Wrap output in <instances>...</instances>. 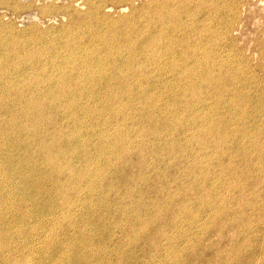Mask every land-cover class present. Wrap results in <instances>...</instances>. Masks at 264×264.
<instances>
[{
	"label": "rangeland",
	"instance_id": "obj_1",
	"mask_svg": "<svg viewBox=\"0 0 264 264\" xmlns=\"http://www.w3.org/2000/svg\"><path fill=\"white\" fill-rule=\"evenodd\" d=\"M0 3V264H264V0Z\"/></svg>",
	"mask_w": 264,
	"mask_h": 264
},
{
	"label": "bare ground",
	"instance_id": "obj_2",
	"mask_svg": "<svg viewBox=\"0 0 264 264\" xmlns=\"http://www.w3.org/2000/svg\"><path fill=\"white\" fill-rule=\"evenodd\" d=\"M2 1V0H1ZM219 1V0H218ZM4 2V1H3ZM6 2V1H5ZM11 2V1H10ZM14 2V1H13ZM227 2V1H226ZM2 3V2H1ZM0 3V4H1ZM172 3V2H171ZM179 3V2H178ZM219 3V2H218ZM3 4V3H2ZM51 5H52V3H50ZM181 4V3H180ZM199 4V3H198ZM210 4H212V3H210ZM5 5H6V3H5ZM35 5V4H34ZM209 5V4H208ZM21 6V5H20ZM199 7V6H198ZM219 7V6H218ZM223 7H225L224 5H223ZM219 11H220V9H219ZM172 12V11H171ZM207 12H209V11H207ZM218 12V11H217ZM169 13V12H168ZM17 14V13H16ZM177 14V13H176ZM171 15V14H170ZM178 15V14H177ZM4 16V15H3ZM105 16V15H104ZM174 16V15H173ZM44 17V16H43ZM169 17V16H168ZM175 17H177V16H175ZM188 17V16H187ZM3 18V17H2ZM23 18V17H22ZM167 18V17H166ZM181 18V17H180ZM186 18V17H185ZM1 19V18H0ZM50 19V18H49ZM190 20V19H189ZM18 21V20H17ZM176 21V20H175ZM180 21V20H179ZM2 22V21H1ZM168 22V21H167ZM183 23V22H182ZM181 23V24H182ZM13 24V23H12ZM6 25V24H5ZM172 25V24H171ZM185 25V24H184ZM197 25H198V23H197ZM35 26V25H34ZM186 27H187V25H186ZM189 27V26H188ZM177 28H178V26H177ZM9 29V28H8ZM186 29V28H185ZM163 30V29H162ZM179 30V29H178ZM33 31V30H32ZM53 31V30H52ZM51 31V32H52ZM182 31H183V29H182ZM189 31V30H188ZM188 31H186L187 33H188ZM47 32V31H46ZM182 33V32H181ZM30 34H31V32H30ZM33 34V33H32ZM36 34V33H35ZM43 34V33H42ZM41 34V35H42ZM182 34H185V32L184 33H182ZM189 34V33H188ZM48 35V34H47ZM59 35H60V33H59ZM70 35V34H69ZM30 36V35H29ZM31 37V36H30ZM33 37V36H32ZM31 37V38H32ZM42 37V36H41ZM47 37V36H46ZM45 37V38H46ZM43 38V37H42ZM51 38V37H50ZM163 38V37H162ZM58 39V38H57ZM204 39V38H203ZM44 40V39H43ZM46 40V39H45ZM56 40V39H55ZM30 41H31V39H30ZM39 41V40H38ZM42 41V40H41ZM151 41V40H150ZM155 41V40H154ZM154 41H152V42H154ZM157 41H161L160 39L159 40H157ZM176 41V40H175ZM34 42V41H33ZM32 42V43H33ZM43 42V41H42ZM173 42V41H172ZM181 42V41H180ZM16 43V42H15ZM169 43V42H168ZM168 43H166V44H168ZM170 43H171V41H170ZM175 43V42H174ZM31 44V43H30ZM46 44V43H45ZM156 44V43H155ZM182 44H183V42H182ZM0 45H1V43H0ZM27 45V44H26ZM36 45V44H35ZM43 45V44H42ZM152 45V44H151ZM165 45V44H164ZM55 46V45H54ZM158 46V45H157ZM162 46V45H161ZM168 46V45H167ZM172 46V45H171ZM210 46H211V44H210ZM33 47V46H32ZM178 47V46H177ZM50 48V47H49ZM56 48V47H55ZM182 48V47H181ZM197 48V47H196ZM196 48L194 49V50H196ZM185 49H188V48H185ZM207 49V48H206ZM33 50V49H32ZM61 50V49H60ZM161 50V49H160ZM177 50V49H176ZM190 50H191V48H190ZM34 51V50H33ZM58 51V50H57ZM157 51H158V49H157ZM169 51V50H168ZM172 51V50H171ZM208 51V50H207ZM206 51V52H207ZM152 52V51H151ZM182 52V51H181ZM210 52V51H209ZM208 52V53H209ZM242 52V51H241ZM36 53V52H35ZM155 53H156V50H155ZM162 53V52H161ZM167 53V52H166ZM170 53V52H169ZM185 53V52H184ZM190 53V52H189ZM192 53H193V51H192ZM34 54V53H33ZM59 54V53H58ZM154 54V53H153ZM180 54V53H179ZM205 54H207V53H205ZM216 54H218V53H216ZM216 54H214L215 55V57H216ZM221 54V53H220ZM168 55V54H167ZM204 55V54H203ZM222 55V54H221ZM169 56V55H168ZM174 56V55H173ZM185 56H186V54H185ZM193 56V55H192ZM252 56V55H251ZM34 57V56H33ZM181 57V56H180ZM197 57V56H196ZM236 57V56H235ZM245 57H246V55H245ZM1 58V57H0ZM61 58V57H60ZM169 58V57H168ZM173 58V57H172ZM185 58V57H184ZM207 58V57H206ZM210 58V57H209ZM243 58H244V56H243ZM242 58V59H243ZM71 59V58H70ZM175 59H177L176 57H175ZM179 59H182V58H179ZM204 59V58H203ZM225 59V58H224ZM224 59H222L223 61H224ZM227 59V58H226ZM252 59V58H251ZM250 59V60H251ZM184 60V59H183ZM182 60V61H183ZM197 60H198V58H197ZM205 60V59H204ZM217 60H218V58H217ZM222 60H220V61H222ZM248 60V59H247ZM18 61V60H17ZM23 61V60H22ZM50 61V60H49ZM154 61V60H153ZM177 61H179V60H177ZM201 61H202V59H201ZM212 61V60H211ZM215 61V60H214ZM185 62V61H184ZM190 62V61H189ZM200 62V61H199ZM204 62V61H203ZM219 62V61H218ZM231 62V61H230ZM248 62V61H247ZM19 63V62H18ZM22 63V62H21ZM59 63V62H58ZM177 63V62H176ZM175 63V64H176ZM193 63V62H192ZM215 63H216V61H215ZM12 64V63H11ZM110 64V63H109ZM171 64V63H170ZM173 64V63H172ZM198 64V63H197ZM205 63H203V65H204ZM181 65V64H180ZM186 65V64H185ZM223 65V64H222ZM232 65V64H231ZM230 65V66H231ZM249 65H250V63H249ZM160 66V65H159ZM181 66H183V65H181ZM194 66V65H193ZM205 66V65H204ZM208 66V65H207ZM110 67V66H109ZM137 67V66H136ZM152 67V66H151ZM191 67V66H190ZM200 67H201V65H200ZM210 67V66H209ZM208 67V68H209ZM219 67V66H218ZM251 67V66H250ZM46 68V67H45ZM163 68V67H162ZM188 68V67H187ZM196 68V67H195ZM198 68H199V65H198ZM223 68H226V67H224L223 66ZM171 69V68H170ZM176 69V68H175ZM190 69V68H189ZM192 69V68H191ZM209 69H212V68H209ZM209 69H208V71H209ZM251 69H252V67H251ZM66 70V69H65ZM74 70V69H73ZM94 70V69H93ZM196 70V69H195ZM233 70V69H232ZM235 70V69H234ZM110 71V70H109ZM182 71V70H181ZM186 71H187V69H186ZM185 71V72H186ZM231 71V70H230ZM239 71V70H238ZM237 71V72H238ZM54 72V71H53ZM174 72V71H173ZM182 72H184V71H182ZM181 72V73H182ZM199 72V71H198ZM207 72V71H206ZM205 72V73H206ZM254 72H256V71H254ZM84 73V72H83ZM124 73V72H123ZM141 73V72H140ZM179 73V72H178ZM193 73V72H192ZM203 73V72H202ZM214 73H215V71H214ZM219 72H217V74H218ZM240 73V72H239ZM62 74V73H61ZM142 74V73H141ZM160 74V73H159ZM198 74H200V73H198ZM233 74H234V72H233ZM236 74V73H235ZM258 74V73H257ZM77 75V74H76ZM145 75H147V74H145ZM163 75V74H162ZM179 75V74H178ZM181 75V74H180ZM179 75V76H180ZM188 75V74H187ZM193 75V74H192ZM206 75V74H205ZM209 75V74H208ZM206 76V79L204 78L203 80H211L212 81V76ZM213 75V74H212ZM252 75V74H251ZM91 76V75H90ZM98 76V75H97ZM184 76V75H183ZM194 76V75H193ZM196 76V75H195ZM201 76V75H200ZM243 76V75H242ZM52 77V76H51ZM76 77V76H75ZM74 77V78H75ZM147 77V76H146ZM162 77V76H161ZM160 77V78H161ZM190 77V76H189ZM188 77V79H189V81H190V78ZM202 77V76H201ZM229 77V76H228ZM249 77V76H248ZM47 78V77H46ZM140 78V77H139ZM163 78V77H162ZM193 78V77H192ZM195 78H197V77H195ZM245 78V77H244ZM253 77H251V79H252ZM258 78V77H257ZM259 78H261V76L259 77ZM135 79V78H134ZM144 79V78H143ZM165 79V78H164ZM232 79V78H231ZM234 79V78H233ZM240 78H238V80H239ZM16 80V79H15ZM42 80V79H41ZM179 80H180V78H179ZM186 80H187V78H186ZM215 80V79H214ZM213 80V81H214ZM222 80V79H221ZM258 80V79H257ZM10 81V80H9ZM37 81V80H36ZM94 81V80H93ZM138 81V80H137ZM212 81V82H213ZM218 81V80H217ZM225 81V80H224ZM223 81V82H224ZM233 82H236V80L234 81V80H232ZM262 81V80H261ZM75 82V81H74ZM192 83H193V80L191 81ZM195 82V81H194ZM200 82H202V81H200ZM205 83H206V81H204ZM203 82V83H204ZM220 82H222V81H220ZM252 82V81H251ZM256 82V81H255ZM136 83V82H135ZM217 83V82H216ZM227 83H228V81H227ZM254 83V82H253ZM225 84V83H224ZM234 84V83H233ZM243 84V83H242ZM242 84H240V85H242ZM247 84V83H246ZM80 85V84H79ZM137 85V84H136ZM142 85V84H141ZM176 85V84H175ZM193 85V84H192ZM207 85V84H206ZM209 86L211 85L210 83L208 84ZM239 85V84H238ZM130 86V85H129ZM149 86V85H148ZM199 86V85H198ZM217 86V85H216ZM220 86V85H219ZM243 86H245V85H243ZM75 87V86H74ZM214 87V86H213ZM223 87V86H222ZM227 87V86H226ZM68 88V87H67ZM179 88H180V86H179ZM200 88V87H199ZM207 88V87H206ZM212 88V87H211ZM229 88V87H228ZM244 88V87H243ZM83 89V88H82ZM208 89V88H207ZM231 89V88H230ZM240 89V88H239ZM28 90V89H27ZM62 90V89H61ZM185 90V89H184ZM199 90V89H198ZM206 90V89H205ZM213 90H214V88H213ZM218 90V89H217ZM246 90V89H245ZM51 91V90H50ZM165 91V90H164ZM209 91V90H208ZM216 91V90H215ZM225 91V90H224ZM231 91V90H230ZM243 91V90H242ZM241 91V92H242ZM139 92V91H138ZM180 92V91H179ZM186 92V91H185ZM192 92H193V90H192ZM200 92V91H199ZM206 92H207V90H206ZM219 92V91H218ZM226 92V91H225ZM240 92V93H241ZM64 93V92H63ZM83 93V92H82ZM162 93V92H161ZM191 93V92H190ZM189 93V94H190ZM215 93V92H214ZM222 93V92H221ZM239 93V94H240ZM243 93V92H242ZM246 93H248V92H246ZM3 94V93H2ZM143 94V93H142ZM192 94V93H191ZM190 94V95H191ZM200 94V93H199ZM225 94V93H224ZM244 94H245V91H244ZM243 94V95H244ZM249 94V93H248ZM145 95V94H144ZM147 95V94H146ZM187 95V94H186ZM208 95V94H207ZM223 95V94H222ZM221 95V96H222ZM242 95V96H243ZM247 95V94H246ZM257 95V94H256ZM61 96V95H60ZM106 96V95H105ZM153 96V95H152ZM156 96V95H155ZM154 96V97H155ZM158 96V95H157ZM211 96V95H210ZM220 96V95H219ZM252 96H254V95H252ZM140 97V96H139ZM177 97H179V96H176V98ZM188 97V96H187ZM231 97V96H230ZM257 97V96H256ZM75 98V97H74ZM160 98V97H159ZM158 98V99H159ZM213 98V97H212ZM212 98H210V99H212ZM222 98H223V96H222ZM225 98V97H224ZM250 98H251V95H250ZM192 99V98H191ZM200 99V98H199ZM216 99V98H215ZM229 99V98H228ZM252 99V98H251ZM1 100V99H0ZM30 100V99H29ZM154 100V99H153ZM165 100V99H164ZM163 100V101H164ZM220 100H222V99H220ZM253 100H254V98H253ZM262 100V99H261ZM156 101V100H155ZM177 101V100H176ZM208 101V100H207ZM218 101V100H217ZM222 101H224V100H222ZM238 101V100H237ZM251 101V100H250ZM257 101V100H256ZM259 101V100H258ZM185 102V101H184ZM194 102V101H193ZM219 102V101H218ZM218 102H216L215 104L216 105H218ZM225 102V101H224ZM244 102V101H243ZM62 103V102H61ZM153 103V102H152ZM155 103V102H154ZM158 103V102H157ZM159 103H160V101H159ZM163 103V102H162ZM166 103V102H165ZM203 103V102H202ZM201 103V104H202ZM223 103V102H222ZM255 103V102H254ZM259 103V102H258ZM156 104V103H155ZM185 104V103H184ZM206 104V103H205ZM223 104H225V103H223ZM230 104V103H229ZM232 104V103H231ZM236 104V103H235ZM247 104V103H246ZM249 104V103H248ZM250 104H252V103H250ZM257 104V103H256ZM261 104V103H260ZM33 105V104H32ZM169 105V104H168ZM177 105V104H176ZM180 105V104H179ZM187 105H188V103H187ZM186 105V106H187ZM194 105V104H193ZM197 105H198V102H197ZM211 105V104H210ZM214 105V104H213ZM216 105H215V108H217L216 107ZM147 106V105H146ZM152 106V105H151ZM163 106V105H162ZM166 106V105H165ZM185 106V105H184ZM203 106V105H202ZM201 106V107H202ZM220 106V105H219ZM221 106H223L222 104H221ZM247 106V105H246ZM249 106V105H248ZM264 106V105H263ZM153 107V106H152ZM172 107V106H171ZM175 107V106H174ZM188 107V106H187ZM240 107V106H239ZM238 107V109H240ZM254 107H256V106H254ZM30 108V107H29ZM36 108V107H35ZM160 108V107H159ZM170 108V107H169ZM182 108V107H181ZM180 108V109H181ZM191 108V107H190ZM196 108H197V106H196ZM213 108V107H212ZM232 108V107H231ZM230 108V109H231ZM243 108V107H242ZM248 108V107H247ZM253 108V107H252ZM27 109V108H26ZM37 109V108H36ZM154 109H156V107L154 108ZM173 109H175V108H173ZM177 109V108H176ZM183 109V108H182ZM187 109V108H186ZM193 109V108H192ZM210 109V108H209ZM220 109V108H219ZM228 109V108H227ZM245 109V108H244ZM244 109H243V111H244ZM20 110V109H19ZM30 110V109H29ZM44 110V109H43ZM83 110V109H82ZM130 110V109H129ZM198 110V109H197ZM208 110V109H207ZM217 112H218V110L217 109H215ZM262 110V109H261ZM118 111V110H117ZM159 111H161V109L159 110ZM158 111V112H159ZM175 111V110H174ZM177 111V110H176ZM185 111V110H184ZM186 111H188V110H186ZM206 111V110H205ZM226 111V110H225ZM234 111V110H233ZM232 111V112H233ZM260 111V110H259ZM23 112V111H22ZM37 112V111H36ZM44 112V111H43ZM74 112V111H73ZM142 112V111H141ZM140 112V113H141ZM146 112H148V111H146ZM178 112V111H177ZM181 112V111H180ZM189 112V111H188ZM187 112V113H188ZM197 112V111H196ZM202 112V111H201ZM216 112V113H217ZM155 113V112H154ZM186 113V112H185ZM213 113H215V112H213ZM243 113V112H242ZM254 113V112H253ZM256 113H257V111H256ZM26 114V113H25ZM73 114V113H72ZM145 114V113H144ZM189 114V113H188ZM198 114H199V111H198ZM204 114V113H203ZM202 114V115H203ZM234 114V113H233ZM245 114V113H244ZM249 114H251V113H249ZM248 114V115H249ZM2 115V114H1ZM147 115H151V113L150 114H147ZM157 115V114H156ZM159 115H160V113H159ZM172 115V114H171ZM180 115V114H179ZM184 115V114H183ZM192 115H194V113L192 114ZM208 115V114H207ZM210 115V114H209ZM235 115V114H234ZM5 116V115H4ZM163 116V115H162ZM199 116V115H198ZM197 116V118H199ZM253 116V115H252ZM255 116V115H254ZM152 117H153V115H152ZM167 117V116H166ZM172 117H173V115H172ZM178 117V116H177ZM182 117V116H181ZM180 117V118H181ZM185 117V116H184ZM204 117V116H203ZM212 117V116H211ZM214 117H216V116H214ZM221 117V116H220ZM248 117V116H247ZM246 117V118H247ZM251 117V116H250ZM249 117V118H250ZM85 118V117H84ZM140 118H141V116H140ZM147 118H148V116H147ZM192 118V117H191ZM201 118V117H200ZM205 118V117H204ZM213 118V117H212ZM223 118V117H222ZM243 118V117H242ZM246 118H245V121H246ZM125 119V118H124ZM150 119V118H149ZM159 119V118H158ZM164 119H168V118H164ZM163 119V120H164ZM214 119V118H213ZM221 119V118H220ZM17 120V119H16ZM69 120V119H68ZM152 120H154V119H152ZM156 120V119H155ZM161 120V119H160ZM174 120V119H173ZM195 120H197V119H195ZM207 120V119H206ZM210 120V119H209ZM243 120V119H242ZM251 120V119H250ZM39 121V120H38ZM43 121V120H42ZM124 121H126V120H124ZM145 121V120H144ZM183 121V120H182ZM191 121V120H190ZM201 121V120H200ZM218 121H219V119H218ZM222 121V120H221ZM231 121H233V120H231ZM230 121V122H231ZM120 122V121H119ZM150 122V121H149ZM162 122V121H161ZM186 122V121H185ZM195 122V121H194ZM203 122L205 123V121H204V119H203ZM223 122V121H222ZM234 122V121H233ZM254 122V121H253ZM27 123V122H26ZM122 123V122H121ZM146 123V122H145ZM151 123V122H150ZM158 123V122H157ZM156 123V124H157ZM164 123V122H163ZM167 123V122H166ZM181 123V122H180ZM187 124H188V121L186 122ZM199 123H201V122H199ZM207 124L209 123V122H206ZM211 123H212V120H211ZM215 123V122H214ZM213 123V124H214ZM236 123V122H235ZM148 124V123H147ZM176 124H178V123H176ZM216 124V123H215ZM217 124H218V122H217ZM216 124V125H217ZM221 124V123H220ZM224 124V123H223ZM42 125V124H41ZM144 126H145V124H143ZM154 125V124H153ZM158 125V124H157ZM160 125V124H159ZM163 125V124H162ZM161 125V126H162ZM181 125V124H180ZM232 125V124H231ZM253 125V124H252ZM26 126V125H25ZM117 126V125H116ZM115 126V127H116ZM148 126V125H147ZM146 126V127H147ZM156 126V125H155ZM176 126V125H175ZM201 126H203V125H201ZM209 126V125H208ZM207 126V127H208ZM219 126V125H218ZM223 126V125H222ZM233 126H234V124H233ZM237 126V125H236ZM235 126V127H236ZM23 127V126H22ZM53 127V126H52ZM123 127V126H122ZM226 127H228L227 125H226ZM225 127V128H226ZM230 127H232V126H230ZM259 127V126H258ZM154 128V127H153ZM152 128V129H153ZM170 127H168V129H169ZM174 128V127H173ZM179 128V127H178ZM202 128H204L205 129V126H203ZM220 128V127H219ZM224 128V127H223ZM224 128V129H225ZM238 128H239V126H238ZM237 128V129H238ZM243 128V127H242ZM241 128V129H242ZM262 128V127H261ZM25 129V128H24ZM78 129V128H77ZM88 129V128H87ZM163 129V128H162ZM166 129V128H165ZM183 129V128H182ZM186 129V128H185ZM208 129V128H207ZM228 129H232V128H228ZM255 129V128H254ZM5 130V129H4ZM23 130V129H22ZM21 130V131H22ZM26 130V129H25ZM131 130V129H130ZM212 130V129H211ZM227 130V129H226ZM226 130H225V132L224 133H226ZM240 130V129H239ZM238 130V131H239ZM260 130V129H259ZM2 131V130H1ZM21 131H19V132H21ZM35 131V130H34ZM152 131V130H151ZM171 131V130H170ZM172 131H175V129L174 130H172ZM180 131H182L183 132V130H180ZM188 131H189V129H188ZM217 131V130H216ZM228 131V130H227ZM235 131V130H234ZM249 131H251V130H249ZM255 131V130H254ZM257 131V130H256ZM262 131V130H261ZM260 131V132H261ZM16 132V131H15ZM33 132V131H32ZM54 132V131H53ZM159 132H162V131H159ZM187 132V131H186ZM190 132V131H189ZM206 132V131H205ZM236 132H237V130H236ZM235 132V133H236ZM241 132V131H240ZM246 132H247V130H246ZM3 133V132H2ZM5 133V132H4ZM3 133V134H4ZM36 133V132H35ZM154 133V132H153ZM169 133V132H168ZM176 133V132H175ZM181 133V132H180ZM179 133V134H180ZM188 133V132H187ZM192 133V132H191ZM207 133V132H206ZM210 133H212V132H210ZM214 134H215V132H213ZM217 133V132H216ZM250 134H251V132H249ZM7 134V133H6ZM60 134V133H59ZM105 134V133H104ZM140 134V133H139ZM161 134V133H160ZM193 134V133H192ZM213 134V135H214ZM244 134H246V133H244ZM255 134V133H254ZM5 135V134H4ZM52 135V134H51ZM53 135H54V133H53ZM62 135V134H61ZM68 135V134H67ZM73 135V134H72ZM157 135H158V133H157ZM177 136H178V134H176ZM185 135V134H184ZM205 135V134H204ZM235 135V134H234ZM247 135V134H246ZM261 135V134H260ZM8 136V135H7ZM118 136V135H117ZM136 136V135H135ZM152 136H154V135H152ZM173 136V135H172ZM209 136V135H208ZM207 136V137H208ZM218 136H219V134H218ZM221 136V135H220ZM226 136V135H225ZM227 136H228V134H227ZM226 136V137H227ZM236 136V135H235ZM9 137H10V135H9ZM70 137V136H69ZM74 137V136H73ZM77 137V136H76ZM76 137H74V138H76ZM79 137V136H78ZM158 137V136H157ZM163 137V136H162ZM179 137V136H178ZM181 137V136H180ZM200 137V136H199ZM223 137V136H222ZM35 138V137H34ZM51 138L53 139V140H55V138L53 137V136H51ZM198 138V137H197ZM212 138V137H211ZM214 138V137H213ZM218 138V137H217ZM224 138V137H223ZM223 138H221V139H223ZM228 138V137H227ZM242 138V137H241ZM249 138H250V135H249ZM249 138L248 139H244V140H249ZM78 139V138H77ZM103 139V138H102ZM126 139V138H125ZM159 139V138H158ZM176 139V138H175ZM210 139V138H209ZM239 139V138H238ZM243 139V138H242ZM3 140V139H2ZM30 140V139H29ZM69 140V139H68ZM127 140V139H126ZM205 140V139H204ZM213 140V139H212ZM211 140V141H212ZM215 140V139H214ZM227 140V139H226ZM229 140H230V137H229ZM232 140H233V138H232ZM256 140V139H255ZM66 141H67V139H66ZM123 141V140H122ZM130 141V140H129ZM235 141V140H234ZM6 142V141H5ZM11 142V141H10ZM29 142V141H28ZM100 142V141H99ZM160 142V141H159ZM213 142V141H212ZM211 142V143H212ZM2 143V142H1ZM0 143V144H1ZM162 144H163V142H161ZM173 143V142H172ZM216 143V142H215ZM230 143H232V142H230ZM240 143V142H239ZM45 144V143H44ZM101 144H102V142H101ZM216 144H218V143H216ZM244 144H245V142H244ZM27 145H29L28 143H27ZM64 145L66 146V144L64 143ZM159 145V144H158ZM179 145V144H178ZM214 145V144H213ZM219 145V144H218ZM229 145V144H228ZM238 145V144H237ZM64 146V147H65ZM138 146V145H137ZM216 146V145H215ZM10 147V146H9ZM18 147V146H17ZM144 147V146H143ZM177 147V146H176ZM179 147H180V145H179ZM241 147V146H240ZM244 147V146H243ZM88 148V147H87ZM136 148V147H135ZM163 148V147H162ZM231 148V147H230ZM121 149H123V148H121ZM127 149V148H126ZM125 149V150H126ZM132 149V148H131ZM167 149V148H166ZM212 149V148H211ZM10 150V149H9ZM61 150V149H60ZM132 150H135V149H132ZM147 150V149H146ZM159 150V149H158ZM172 150V149H171ZM11 151V150H10ZM15 151V150H14ZM76 151V150H75ZM124 151V150H123ZM127 151V150H126ZM126 151H125V153H126ZM131 151V150H130ZM156 151V150H155ZM160 151H161V149H160ZM240 151V150H239ZM245 151V150H244ZM60 152V151H59ZM62 152V151H61ZM63 152H65V150H63ZM129 152V151H128ZM136 152V151H135ZM143 152V151H142ZM162 152V151H161ZM247 152V151H246ZM14 153V152H13ZM19 153V152H18ZM54 153H56V152H54ZM67 153H69V152H67ZM71 153V152H70ZM112 153V152H111ZM132 153H133V151H132ZM139 153V152H138ZM140 153H141V151H140ZM149 153V152H148ZM184 153V152H183ZM239 153V152H238ZM8 154H9V152H8ZM15 154V153H14ZM57 154V153H56ZM59 154V153H58ZM66 154V153H65ZM89 154V153H88ZM118 154V153H117ZM141 154H143V153H141ZM152 154V153H151ZM154 154V153H153ZM159 154V153H158ZM185 154V153H184ZM4 155V154H3ZM51 155H52V153H51ZM50 155V156H51ZM76 155V154H75ZM140 155V154H139ZM15 156V155H14ZM56 156V155H55ZM71 156V155H70ZM73 156V155H72ZM125 156V155H124ZM146 156V155H145ZM154 156H155V154H154ZM163 156V155H162ZM238 156V155H237ZM1 157V156H0ZM35 157V156H34ZM53 157V156H52ZM69 157V156H68ZM87 157V156H86ZM139 157V156H138ZM153 157V156H152ZM158 157V156H157ZM231 157V156H230ZM8 158V157H7ZM11 158V157H10ZM21 158V157H20ZM55 158V157H54ZM151 158V157H150ZM242 158V157H241ZM4 159V158H3ZM49 159H51V158H49ZM70 159V158H69ZM107 159V158H106ZM139 159V158H138ZM6 160V159H5ZM21 160V159H20ZM23 160V159H22ZM25 160V159H24ZM31 160V159H30ZM47 160H48V158H47ZM68 160V159H67ZM81 160V159H80ZM141 160H142V158H141ZM144 160V159H143ZM149 160V159H148ZM150 160H152V159H150ZM154 160V159H153ZM152 160V161H153ZM32 161V160H31ZM30 161V162H31ZM55 161V160H54ZM110 161H111V159H110ZM157 161V160H156ZM14 162V161H13ZM60 162V161H59ZM69 162V161H68ZM72 162V161H71ZM78 162H80L79 160H78ZM144 162V161H143ZM160 162V161H159ZM19 163V162H18ZM22 163H24V162H22ZM21 163V164H22ZM32 163V162H31ZM36 163V162H35ZM121 163V162H120ZM149 163V162H148ZM157 163V162H156ZM162 163V162H161ZM11 164V163H10ZM33 164V163H32ZM60 164V163H59ZM74 164V163H73ZM142 164V163H141ZM163 164V163H162ZM205 164V163H204ZM9 165V164H8ZM24 166H25V164H23ZM27 165H28V162H27ZM30 165V164H29ZM48 165V164H47ZM138 165V164H137ZM54 166V165H53ZM79 166V165H78ZM116 166V165H115ZM125 166V165H124ZM4 167H5V165H4ZM50 167V166H49ZM77 167V166H76ZM101 167V166H100ZM113 167H114V165H113ZM158 167V166H157ZM220 167V166H219ZM237 167V166H236ZM257 167V166H256ZM262 167V166H261ZM21 168V167H20ZM62 168V167H61ZM60 168V169H61ZM64 168V167H63ZM84 168V167H83ZM104 168V167H103ZM4 169V168H3ZM57 169V168H56ZM60 169H59V171H60ZM65 169V168H64ZM79 169V168H78ZM88 169V168H87ZM96 169H98V168H96ZM222 169V168H221ZM248 169V168H247ZM262 169V168H261ZM5 170V169H4ZM20 170V169H19ZM61 170H63V169H61ZM86 170V169H85ZM34 171V170H33ZM83 171V170H82ZM86 171H88V170H86ZM262 171H263V169H262ZM18 172V171H17ZM61 172V171H60ZM104 172V171H103ZM259 172V171H258ZM257 172V173H258ZM78 173H79V171H78ZM89 173H91V172H89ZM93 173V172H92ZM152 173V172H151ZM64 174V173H63ZM87 174V173H86ZM192 174V173H191ZM40 175V174H39ZM88 175V174H87ZM138 175V174H137ZM17 176V175H16ZM22 176V175H21ZM133 176V175H132ZM31 177V176H30ZM44 179V178H43ZM132 180V179H131ZM91 181V180H90ZM137 181V180H136ZM245 181V180H244ZM139 182H141V181H139ZM235 182V181H234ZM34 183H35V181H34ZM139 184V183H138ZM143 184V183H142ZM229 184H231V183H229ZM234 184V183H233ZM242 184V183H241ZM57 185V184H56ZM81 185V184H80ZM89 185V184H88ZM87 185V186H88ZM233 186V185H232ZM90 187V186H89ZM138 187H140V186H138ZM229 188V187H228ZM89 189V188H88ZM138 190V189H137ZM83 191V190H82ZM81 191V192H82ZM66 192V191H65ZM201 194V193H200ZM208 194V193H207ZM224 194V193H223ZM78 195V194H77ZM147 195V194H146ZM200 196V195H199ZM74 197V196H73ZM73 200V199H72ZM205 200V199H204ZM220 200H221V198H220ZM76 202V201H75ZM73 205V204H72ZM159 205H160V203H159ZM161 205H163V204H161ZM68 206V205H67ZM71 206V205H70ZM216 206V205H215ZM152 207V206H151ZM200 207H202V206H200ZM212 207V206H211ZM157 208V207H156ZM65 210H67V209H65ZM7 211V210H6ZM68 211V210H67ZM8 212H10L12 215L13 214H15L16 213V207L14 208L13 206H9L8 205ZM43 212V211H42ZM53 212V211H52ZM70 212V211H69ZM214 212V211H213ZM4 213V212H3ZM212 213V212H211ZM215 213V212H214ZM1 214V213H0ZM195 214H196V212H195ZM26 215V214H25ZM36 215V214H35ZM48 215V214H47ZM13 216H15V215H13ZM67 216V215H66ZM5 217H6V221L4 222L3 220H2V224H0V240L1 241H4V242H6L5 244H0V256L2 255L3 257H5L6 255H7V252H6V250L7 249H9V248H11L10 247V244H7L9 241H14V240H18L19 238H21V236L23 235V233H24V230H25V228H27L28 229V231H29V229L31 230H33V228H35V226H34V224L33 223H31L30 221H26V222H20V224L19 223H16L15 221V219L16 218H10V214L9 215H7L6 213H5ZM27 217V216H26ZM42 217V216H41ZM59 217V216H58ZM34 218H35V216H34ZM71 218V217H70ZM2 219H4V218H2ZM37 219V218H36ZM41 219V218H40ZM66 219V218H65ZM207 219V218H206ZM33 221V220H32ZM39 221V220H38ZM206 221V220H205ZM1 222V221H0ZM34 222V221H33ZM59 222V221H58ZM60 226V225H59ZM87 226V225H86ZM85 226V227H86ZM56 227V226H55ZM147 227V226H146ZM262 227V226H261ZM37 228V227H36ZM141 229V228H140ZM144 229V228H143ZM13 230H15V232H13ZM31 230V231H32ZM36 229H34L33 231H35ZM196 232V231H195ZM58 233V232H57ZM175 233V232H174ZM30 234V233H29ZM28 234V235H29ZM27 234H26V236H28ZM32 235V234H31ZM35 236H36V234H35ZM91 236H92V234H91ZM219 236H221V235H219ZM218 236V237H219ZM25 237V236H24ZM29 237V236H28ZM31 237V236H30ZM34 237V236H33ZM38 237V236H37ZM48 237V236H47ZM88 237H90V236H88ZM135 237V236H134ZM34 238H36V237H34ZM43 238V237H42ZM42 238H41V240H42ZM27 239V238H26ZM29 239V238H28ZM32 239V238H31ZM70 239V238H69ZM91 239H92V237H91ZM211 239H213V238H211ZM36 240V239H35ZM39 240H40V237H39ZM134 240V239H133ZM34 241V240H33ZM32 241V242H33ZM45 241V240H44ZM57 241V240H56ZM28 242V241H27ZM130 242H131V240H130ZM135 242V241H134ZM210 242V241H209ZM213 242V241H212ZM0 243H2V242H0ZM126 244V243H125ZM128 244H130V243H128ZM13 245V244H12ZM39 245V244H38ZM62 245V244H61ZM73 245V244H72ZM212 245V244H211ZM216 245V244H215ZM242 245V244H241ZM55 246H56V244H55ZM125 246H127V245H125ZM29 248V247H28ZM30 248H31V246H30ZM27 249V248H26ZM206 249V248H205ZM12 250V249H11ZM21 250V249H20ZM177 250V249H176ZM92 251V250H91ZM24 252V251H23ZM32 252V251H31ZM35 253V252H34ZM69 253V252H68ZM94 253V252H93ZM99 253V252H98ZM140 253V252H139ZM10 254H11V252H10ZM63 254H64V252H63ZM73 254V253H72ZM90 254V253H89ZM97 254V253H96ZM203 254V253H202ZM60 255H62V254H60ZM118 255V254H117ZM216 255V254H215ZM66 256H68V255H66ZM65 256V257H66ZM71 256V255H70ZM75 256V255H74ZM83 256H84V254H83ZM119 256V255H118ZM211 256V255H210ZM77 257V256H76ZM96 257V256H95ZM102 257V256H101ZM100 257V258H101ZM106 257V256H105ZM156 257V256H155ZM213 257V256H212ZM67 258V257H66ZM70 258H72V257H70ZM74 258V257H73ZM99 258V257H98ZM109 258V257H108ZM177 258V257H176ZM75 259V258H74ZM77 259V258H76ZM86 259V258H85ZM92 259V258H91ZM68 260V259H67ZM84 260V259H83ZM90 260V259H89ZM87 261V260H86ZM94 261V260H93ZM99 261V260H98ZM98 261H96V262H98ZM109 261H111V260H108V262ZM101 262H102V260H101ZM104 262H105V260H104ZM110 263V262H109ZM108 263V264H109ZM85 264V263H84ZM91 264V263H90ZM100 264V263H99Z\"/></svg>",
	"mask_w": 264,
	"mask_h": 264
}]
</instances>
